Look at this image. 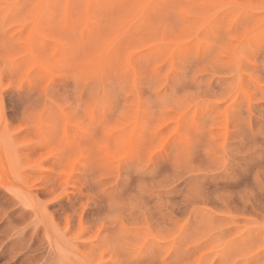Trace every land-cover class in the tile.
Returning a JSON list of instances; mask_svg holds the SVG:
<instances>
[{
    "label": "rangeland",
    "instance_id": "rangeland-1",
    "mask_svg": "<svg viewBox=\"0 0 264 264\" xmlns=\"http://www.w3.org/2000/svg\"><path fill=\"white\" fill-rule=\"evenodd\" d=\"M0 264H264V0H0Z\"/></svg>",
    "mask_w": 264,
    "mask_h": 264
}]
</instances>
